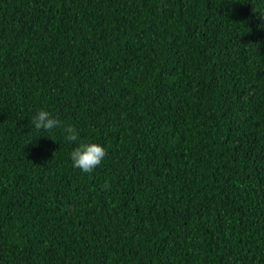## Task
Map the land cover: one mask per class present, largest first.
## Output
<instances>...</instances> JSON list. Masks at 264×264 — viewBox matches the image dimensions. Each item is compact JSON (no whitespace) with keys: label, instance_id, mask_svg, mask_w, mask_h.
<instances>
[{"label":"trees","instance_id":"1","mask_svg":"<svg viewBox=\"0 0 264 264\" xmlns=\"http://www.w3.org/2000/svg\"><path fill=\"white\" fill-rule=\"evenodd\" d=\"M0 264H264V0H0Z\"/></svg>","mask_w":264,"mask_h":264},{"label":"clouds","instance_id":"2","mask_svg":"<svg viewBox=\"0 0 264 264\" xmlns=\"http://www.w3.org/2000/svg\"><path fill=\"white\" fill-rule=\"evenodd\" d=\"M32 124L37 131L52 132L54 129L61 128L64 139L70 143H75L79 140V145L70 153V159L73 167L79 168L82 172L92 173L95 168L101 165L107 154L101 144L80 140V133L74 125H65L62 120L53 116L46 109H40L36 112L32 117Z\"/></svg>","mask_w":264,"mask_h":264}]
</instances>
